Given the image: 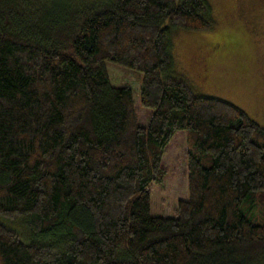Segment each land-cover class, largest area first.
<instances>
[{"label": "trees", "instance_id": "obj_1", "mask_svg": "<svg viewBox=\"0 0 264 264\" xmlns=\"http://www.w3.org/2000/svg\"><path fill=\"white\" fill-rule=\"evenodd\" d=\"M213 25L208 0H0V264H263L264 127L168 72L173 27ZM107 60L143 71L147 125ZM181 129L189 198L156 216Z\"/></svg>", "mask_w": 264, "mask_h": 264}, {"label": "rangeland", "instance_id": "obj_2", "mask_svg": "<svg viewBox=\"0 0 264 264\" xmlns=\"http://www.w3.org/2000/svg\"><path fill=\"white\" fill-rule=\"evenodd\" d=\"M208 1L212 28L173 27V66L168 72L184 79L196 94L235 103L264 127V0ZM106 67L114 85L132 89L139 122L147 125L153 108L142 103L143 71L112 60ZM187 151V132L181 129L163 155L168 169L164 181L151 185L153 215L175 217L179 201L189 198ZM4 219L3 224L27 236L26 217Z\"/></svg>", "mask_w": 264, "mask_h": 264}]
</instances>
